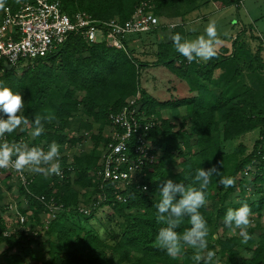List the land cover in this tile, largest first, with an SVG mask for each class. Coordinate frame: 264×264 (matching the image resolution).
I'll return each mask as SVG.
<instances>
[{
  "label": "trees",
  "instance_id": "trees-1",
  "mask_svg": "<svg viewBox=\"0 0 264 264\" xmlns=\"http://www.w3.org/2000/svg\"><path fill=\"white\" fill-rule=\"evenodd\" d=\"M25 1L5 0L3 8L15 10ZM53 1L68 16L84 12L97 22H125L141 2H148L158 20L179 22L129 36L120 49L71 35L43 57L24 59L16 66L0 61V82L21 95L27 118L13 133L0 137V143L47 151L55 142L62 171L61 177L33 173L26 187L11 172L0 171V264H195L197 250L190 246L182 244L180 254L172 257L158 245L157 233L166 225L157 222L155 206L165 179L199 187L196 170L212 165L219 174L210 178L207 203L199 209L208 228V247L201 253L214 252L213 264H264V41L250 28L240 27L229 47L216 48L214 58L189 62L166 39L180 33L189 40L185 19L200 8L213 3L220 10L237 7L240 1ZM148 68H164L185 91L157 101L141 88V72ZM132 98L138 122L151 125L145 141L153 162L143 165L132 185L116 188L104 183L100 188L96 172L109 142L106 135L113 128L109 115L120 112ZM36 116L44 130L33 137ZM45 116L52 119L44 120ZM252 134L248 150L243 139ZM86 141L88 148L83 146ZM133 141L129 153L134 157ZM226 177L234 181L229 188L218 183ZM114 192L125 201H116ZM8 195L25 217L27 233L7 211ZM102 195L104 200H99ZM36 196L59 207L46 229L47 209ZM245 203L251 210L246 242L239 229L222 223L228 208ZM100 211L104 223L96 218ZM189 227L185 217L176 231L182 234Z\"/></svg>",
  "mask_w": 264,
  "mask_h": 264
},
{
  "label": "built area",
  "instance_id": "built-area-1",
  "mask_svg": "<svg viewBox=\"0 0 264 264\" xmlns=\"http://www.w3.org/2000/svg\"><path fill=\"white\" fill-rule=\"evenodd\" d=\"M151 9L148 2H141L125 22H97L84 12L66 15L61 11L59 3L53 0H26L15 10L5 7L0 10V61L7 66H16L21 60L43 57L65 43L71 35H80L88 43L105 42L108 46L120 49L127 36L146 33L158 26V19ZM134 102L135 98L130 99L120 112L109 115L113 128L106 135L109 142L102 150L100 168L96 172L101 180L100 188L104 183H111L116 188L132 185L138 181L136 174L143 165L153 162L145 141V132L151 125L138 122L132 108ZM133 138L134 157L129 153V144ZM66 154L69 155L68 152ZM5 170L11 172L14 180L23 187L32 181L33 172L27 169ZM54 175L61 177L62 171ZM136 187L138 189L139 185ZM140 189L144 191L145 186ZM113 196L118 202L125 201L118 193L114 192ZM36 200L47 209L43 219V228L46 229L59 207L52 200L45 201L41 196H36ZM99 200H104V195ZM10 201L12 203L5 204L7 211L18 229L27 233L25 217L19 213L17 203L13 199ZM23 204L26 205L25 200ZM79 211L88 214L84 208Z\"/></svg>",
  "mask_w": 264,
  "mask_h": 264
},
{
  "label": "clouds",
  "instance_id": "clouds-1",
  "mask_svg": "<svg viewBox=\"0 0 264 264\" xmlns=\"http://www.w3.org/2000/svg\"><path fill=\"white\" fill-rule=\"evenodd\" d=\"M5 6V0H0V8ZM205 35L198 36L194 40L182 38L180 33H171L166 39L170 40L177 53L187 61L208 62L217 55L214 41L217 36L215 22H210L205 28ZM25 103L18 92H13L9 87L0 82V137L11 134L27 122L23 115ZM44 120L52 119L51 116L43 117ZM34 129L31 135L40 136L44 130L41 117L33 120ZM12 168L17 171L27 169L33 173L44 172L46 174L59 175L61 171L58 146L51 142L47 151L39 147H28L20 144L0 143V169ZM219 170L215 165L207 169L199 168L195 172L194 180L199 187H186L181 182H173L165 179L159 187L160 199L156 204L157 222H162V227L157 233L158 245L167 255L175 257L180 254L181 245H187L197 250L192 259L195 264H213L214 252L207 251L202 254L200 250L207 249L208 228L207 222L199 209L204 207L206 201V188L213 175H218ZM224 188H229L234 181L226 177L218 181ZM250 208L245 203L238 208H228L224 214L222 223L235 231L239 229V235L246 242L250 239L247 227L250 223ZM187 217L190 227L178 234L176 229L182 220ZM218 264V262H217Z\"/></svg>",
  "mask_w": 264,
  "mask_h": 264
},
{
  "label": "rangeland",
  "instance_id": "rangeland-1",
  "mask_svg": "<svg viewBox=\"0 0 264 264\" xmlns=\"http://www.w3.org/2000/svg\"><path fill=\"white\" fill-rule=\"evenodd\" d=\"M239 1L240 2L237 7L235 5H231L220 10L217 9L215 4L210 3L207 6L200 8L198 11L190 14L189 17L185 19L188 23L187 26L189 25L188 28L191 30L189 31L190 39H188L194 40L198 36L205 35L204 30L207 25L210 22H215L217 31V36L214 41L215 48L221 46L229 47L240 27L250 28L255 36H258L264 41V0ZM178 22L179 19H159L158 25L163 24L164 26H167V28H170L172 25H177ZM126 38H129V36ZM157 39H161V35H158ZM141 50L142 49H139V51ZM139 57L143 60H149V56ZM17 74H19V70ZM140 84L141 88L157 101H164L170 96L175 97L178 96L180 92L185 91L184 85H181L179 81L174 80L172 74L164 68H148L143 70L141 72ZM254 138L255 136L252 134L243 139V142L247 145L248 150L250 149ZM83 146L88 148L90 146V142L86 141ZM78 148L81 149V145H79ZM10 197L11 196L8 195L7 203H12L10 200L13 198ZM96 218L99 222L104 223V212L100 211Z\"/></svg>",
  "mask_w": 264,
  "mask_h": 264
},
{
  "label": "crops",
  "instance_id": "crops-1",
  "mask_svg": "<svg viewBox=\"0 0 264 264\" xmlns=\"http://www.w3.org/2000/svg\"><path fill=\"white\" fill-rule=\"evenodd\" d=\"M189 17V16H188Z\"/></svg>",
  "mask_w": 264,
  "mask_h": 264
}]
</instances>
